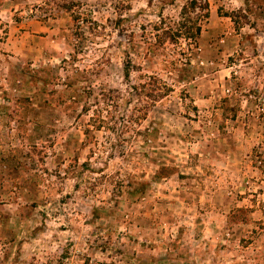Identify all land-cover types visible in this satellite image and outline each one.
Listing matches in <instances>:
<instances>
[{
  "label": "rangeland",
  "instance_id": "rangeland-1",
  "mask_svg": "<svg viewBox=\"0 0 264 264\" xmlns=\"http://www.w3.org/2000/svg\"><path fill=\"white\" fill-rule=\"evenodd\" d=\"M43 1L0 0V264H264V0H207L191 49L154 45L184 0H78L82 42ZM128 59L169 88L141 111Z\"/></svg>",
  "mask_w": 264,
  "mask_h": 264
},
{
  "label": "trees",
  "instance_id": "trees-1",
  "mask_svg": "<svg viewBox=\"0 0 264 264\" xmlns=\"http://www.w3.org/2000/svg\"><path fill=\"white\" fill-rule=\"evenodd\" d=\"M43 2L45 4V8L41 6L40 8L48 12L47 16H51L53 14L55 7L71 12L72 19L75 21L77 36L80 38L81 42V39H90V37L85 36L86 32L92 34L94 29L101 27V25H99L95 20L90 18L88 20L87 16H84L86 11L90 10L86 7V4H83L78 0H45ZM208 15L207 0H184V4L179 11V19L177 21L164 24V21L161 19V17L160 24L155 25V29L159 30V33H156L155 35L157 42H155L154 45L159 46L162 45L166 40L175 41L178 38H182L188 41V49H191L192 44L194 47H197L196 44L198 36L201 32L202 21L204 18H207ZM121 18V15H119L117 17L118 21H121ZM83 25L86 27V32L82 28ZM138 68L139 67L135 66L133 63H131V60L128 59L122 67V79L126 85L123 90L126 95L124 98L125 103L129 104L132 102L134 99L131 96L134 95L136 97V101H133L134 105L141 104L140 108L134 107V109L141 111L142 108L144 109L150 106L151 101H156L159 97H162L164 91H167L169 88L163 85L158 77L142 73L137 76L140 81L136 83L132 82L130 80V70H140ZM100 94L102 97V102H106V104H112V106H118L119 103L116 101V99L120 98L119 95H122V92L118 89H110L107 91H100ZM124 127L125 124L123 125V128ZM111 128L113 129V127ZM137 134H141L146 137L150 134V129H144L143 131H139ZM117 140L115 143H110V148H118L120 146V138ZM117 150L119 155L123 154L122 149ZM259 162L261 163L262 160L259 159Z\"/></svg>",
  "mask_w": 264,
  "mask_h": 264
}]
</instances>
